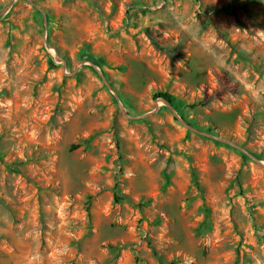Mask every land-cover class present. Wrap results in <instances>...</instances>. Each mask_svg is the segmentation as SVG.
Returning <instances> with one entry per match:
<instances>
[{
  "label": "rangeland",
  "instance_id": "obj_1",
  "mask_svg": "<svg viewBox=\"0 0 264 264\" xmlns=\"http://www.w3.org/2000/svg\"><path fill=\"white\" fill-rule=\"evenodd\" d=\"M33 1L0 17V264H264V0Z\"/></svg>",
  "mask_w": 264,
  "mask_h": 264
},
{
  "label": "water",
  "instance_id": "obj_2",
  "mask_svg": "<svg viewBox=\"0 0 264 264\" xmlns=\"http://www.w3.org/2000/svg\"><path fill=\"white\" fill-rule=\"evenodd\" d=\"M31 4H32V6L34 7V8H36L38 11H40L42 14H43V16H44V21H45V27L47 28V23H48V17H47V13L40 7V6H38L33 0H28ZM14 2H15V0L14 1H12L4 10H2L1 12H0V17L1 16H3L4 14H6L11 8H12V6H13V4H14ZM89 63V65L92 67V68H94V69H98L97 67H96V65H94V63H92V62H88ZM65 65H66V63H65ZM100 75H101V77L102 78H104L103 77V75H102V73L100 72ZM107 83V82H106ZM107 85H108V83H107ZM163 101V100H162ZM165 102V101H164ZM167 105H168V107L171 109V111L174 113V115H175V117L186 127V128H188V129H190V130H192V131H195V132H197V133H199V134H201V135H203V136H206V137H208V138H210V139H213V140H216V141H220V142H223V143H226V144H228V145H231V146H233V147H235V148H237L238 150H240L241 152H243V153H245V154H247V155H249L250 157H252L246 150H244V149H242L241 147H239L238 145H236L235 143H233V142H231V141H229V140H226V139H223V138H221V137H216V136H213V135H211V134H208V133H204V132H201V131H199V130H197V129H194L193 127H191L190 125H188L185 121H184V119L183 118H180L179 116H178V114H177V112L175 111V109L172 107V105L170 104V103H167V102H165Z\"/></svg>",
  "mask_w": 264,
  "mask_h": 264
},
{
  "label": "trees",
  "instance_id": "obj_3",
  "mask_svg": "<svg viewBox=\"0 0 264 264\" xmlns=\"http://www.w3.org/2000/svg\"><path fill=\"white\" fill-rule=\"evenodd\" d=\"M81 58H87V59H85V61H91V62H93L96 66H100L99 65V63L97 62V61H95L93 58H91V57H85V56H83V55H81ZM52 60V59H51ZM50 64L51 65H55L54 64V61L52 60L51 62H50ZM154 97H155V99H157V100H163V101H165V102H167V103H170L172 106H174L175 108H177L176 107V105H175V98L170 94V93H168V92H158V93H155L154 94ZM187 121V120H186ZM188 122V121H187ZM190 125H192V126H195V127H197L196 126V124H193V123H191V122H188ZM203 129V128H202ZM204 131H208V132H211V133H213V131H215V129H211V128H208L207 130H205V129H203Z\"/></svg>",
  "mask_w": 264,
  "mask_h": 264
}]
</instances>
